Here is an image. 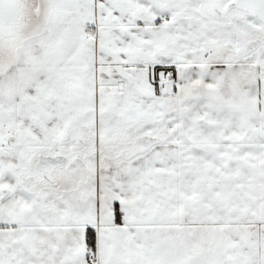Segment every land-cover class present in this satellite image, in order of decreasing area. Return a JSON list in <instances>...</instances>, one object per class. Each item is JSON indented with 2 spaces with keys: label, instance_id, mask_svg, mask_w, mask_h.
I'll return each mask as SVG.
<instances>
[{
  "label": "snow or ice",
  "instance_id": "1",
  "mask_svg": "<svg viewBox=\"0 0 264 264\" xmlns=\"http://www.w3.org/2000/svg\"><path fill=\"white\" fill-rule=\"evenodd\" d=\"M0 264H264V0H0Z\"/></svg>",
  "mask_w": 264,
  "mask_h": 264
}]
</instances>
